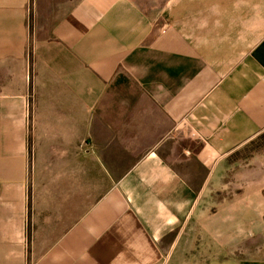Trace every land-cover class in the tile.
<instances>
[{
  "label": "crops",
  "instance_id": "1",
  "mask_svg": "<svg viewBox=\"0 0 264 264\" xmlns=\"http://www.w3.org/2000/svg\"><path fill=\"white\" fill-rule=\"evenodd\" d=\"M263 132L264 0H0V264H181Z\"/></svg>",
  "mask_w": 264,
  "mask_h": 264
},
{
  "label": "rangeland",
  "instance_id": "2",
  "mask_svg": "<svg viewBox=\"0 0 264 264\" xmlns=\"http://www.w3.org/2000/svg\"><path fill=\"white\" fill-rule=\"evenodd\" d=\"M156 1L149 0V6L155 8ZM228 163V172L222 174L217 183L214 181V189L202 197L201 203L206 201L200 208L203 220L192 224L189 233L193 249L190 255L181 256V264L264 261L263 256L256 254L262 232L254 237L252 222L253 201L259 195L264 199V132L231 155ZM259 172L261 180L258 184L255 180ZM240 216H244L243 222L238 218Z\"/></svg>",
  "mask_w": 264,
  "mask_h": 264
}]
</instances>
